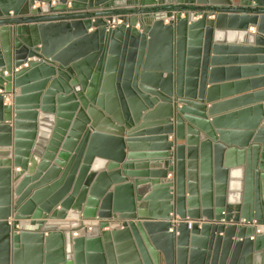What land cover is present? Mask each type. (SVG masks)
Segmentation results:
<instances>
[{
  "label": "water",
  "instance_id": "water-1",
  "mask_svg": "<svg viewBox=\"0 0 264 264\" xmlns=\"http://www.w3.org/2000/svg\"><path fill=\"white\" fill-rule=\"evenodd\" d=\"M50 2L0 0V264H264V105L215 103L264 0Z\"/></svg>",
  "mask_w": 264,
  "mask_h": 264
},
{
  "label": "crops",
  "instance_id": "crops-1",
  "mask_svg": "<svg viewBox=\"0 0 264 264\" xmlns=\"http://www.w3.org/2000/svg\"><path fill=\"white\" fill-rule=\"evenodd\" d=\"M207 19L212 18L208 17ZM238 27L239 26H233L230 28L229 31L232 35L228 40H224L229 47L234 48V51L226 55L228 58L222 63L224 66L220 67H228L231 71L222 73L216 80V85H228L229 87L219 92L217 96L219 100L215 103L223 104L231 102L229 105L224 106L220 115L237 113L257 105H264V54L243 50L248 47L256 49L255 46H249L248 39L245 37L250 34L256 35L255 27L249 26L246 31L247 35H241L242 33ZM91 31H93V29L88 30V33ZM16 93H18V90H16ZM209 105L210 104H208L207 107H209ZM251 116L252 115L249 116L248 122L236 120L232 126H227L226 128L233 131H245L247 128L246 126L252 120ZM167 141H172L171 135L168 136ZM180 144H182V142H178V145ZM13 171L19 170L15 168ZM170 177V175L167 176V178ZM29 228L30 227H28V229ZM102 231H106V229ZM75 234L76 235L73 234L72 237L80 235L81 232L77 231ZM250 239L252 240L253 238L251 237ZM233 240H235V238H233Z\"/></svg>",
  "mask_w": 264,
  "mask_h": 264
},
{
  "label": "built area",
  "instance_id": "built-area-1",
  "mask_svg": "<svg viewBox=\"0 0 264 264\" xmlns=\"http://www.w3.org/2000/svg\"><path fill=\"white\" fill-rule=\"evenodd\" d=\"M157 1V0H156ZM43 3H37L33 6L34 7H37V6H42ZM55 3H54V0H51L50 2V6H54ZM155 7H158V5L156 6H152V8H155ZM150 8V7H149ZM189 8L188 7H184L182 9H179V8H175V7H172V8H167V9H159V10H156V11H153V12H149L148 14L151 16V18H153L154 20H161L164 24H168L170 21H173L175 19V16L177 14H180L181 16H183L184 14L186 13H189ZM119 24V21H116V19L114 18V20L112 21L111 23V26L112 27H115ZM25 68L26 67V64H22L20 67L18 68H13L12 69V72H18L20 69L22 68ZM5 75H7L6 72H4ZM0 94L3 95V98H4V103H10L11 101V98L12 96L10 94H4L3 92H0ZM76 235V234H74Z\"/></svg>",
  "mask_w": 264,
  "mask_h": 264
},
{
  "label": "trees",
  "instance_id": "trees-1",
  "mask_svg": "<svg viewBox=\"0 0 264 264\" xmlns=\"http://www.w3.org/2000/svg\"><path fill=\"white\" fill-rule=\"evenodd\" d=\"M165 8V7H164Z\"/></svg>",
  "mask_w": 264,
  "mask_h": 264
}]
</instances>
